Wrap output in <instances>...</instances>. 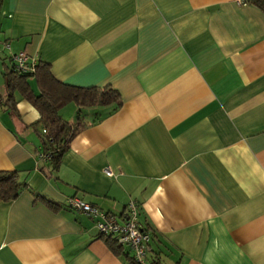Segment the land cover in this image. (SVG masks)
I'll list each match as a JSON object with an SVG mask.
<instances>
[{
  "label": "crops",
  "instance_id": "crops-1",
  "mask_svg": "<svg viewBox=\"0 0 264 264\" xmlns=\"http://www.w3.org/2000/svg\"><path fill=\"white\" fill-rule=\"evenodd\" d=\"M64 82L116 90L60 108L85 126L58 166L38 109L5 103L12 53ZM29 86L38 91L34 76ZM80 112H79V111ZM109 166L113 175L103 168ZM0 264H127L71 196L116 214L139 204L167 264H264V11L240 0H0Z\"/></svg>",
  "mask_w": 264,
  "mask_h": 264
},
{
  "label": "trees",
  "instance_id": "trees-1",
  "mask_svg": "<svg viewBox=\"0 0 264 264\" xmlns=\"http://www.w3.org/2000/svg\"><path fill=\"white\" fill-rule=\"evenodd\" d=\"M246 1L254 3L264 11V0ZM35 59L32 69L21 70L16 68L12 58V65L4 73L5 103L11 105L15 102L14 91L18 90L38 109L40 116L34 128L41 138L42 149L40 153L47 155L45 160H49L54 166H58L61 155L69 147L72 137L85 126L79 117L76 121H70L63 117L59 111L60 108L70 101L76 102L80 111L81 107L87 103H110L115 99L116 90L109 87L100 88L97 85L81 86L64 82L54 76L49 62L39 58ZM32 76L35 77L38 84L37 92L29 86L28 79ZM24 184L25 182L17 177L16 170L0 168V199L15 197ZM118 215L122 216V214ZM100 235L102 236V234ZM103 238L109 247L116 252L124 247L117 242L114 236H103ZM127 264L167 263L158 254L149 255L148 247V254L143 262L136 260L132 255Z\"/></svg>",
  "mask_w": 264,
  "mask_h": 264
},
{
  "label": "built area",
  "instance_id": "built-area-1",
  "mask_svg": "<svg viewBox=\"0 0 264 264\" xmlns=\"http://www.w3.org/2000/svg\"><path fill=\"white\" fill-rule=\"evenodd\" d=\"M243 1V0H240ZM12 58L17 69H32L35 58L29 56L25 50H19L12 53ZM42 158H46V154H40ZM107 175H113V171L109 166L103 168ZM70 208L96 218V225L102 236H114L120 244L129 247L134 258L143 262L148 254V241L150 234L140 224L138 220L139 204L130 198L125 205V214H118L105 211L97 205L82 199L79 196H71L67 200Z\"/></svg>",
  "mask_w": 264,
  "mask_h": 264
}]
</instances>
